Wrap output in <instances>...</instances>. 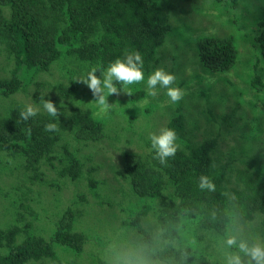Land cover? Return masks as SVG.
Wrapping results in <instances>:
<instances>
[{"label":"trees","instance_id":"obj_1","mask_svg":"<svg viewBox=\"0 0 264 264\" xmlns=\"http://www.w3.org/2000/svg\"><path fill=\"white\" fill-rule=\"evenodd\" d=\"M169 1L0 0V51L12 63L11 74L0 76V99L24 90L35 74L55 65H74L65 68L66 74L80 69L87 74L93 67L106 71L133 51L141 53L147 79L165 60L159 52L174 26L166 14ZM207 3L218 10L217 17L227 15L228 4L243 5L245 17L239 23L253 20V28L242 33L253 56L250 50L249 55L240 52L229 34L201 31L192 39L205 77H214L206 84L216 85L201 86L197 73L185 79L195 88L188 94L203 101L194 114L205 127L199 129L198 118H191L182 101L175 103L165 128L176 131L177 151L166 164L155 158L147 137L136 144L127 140L126 145L111 137L105 141L112 110L95 112L97 104L89 102L92 93L72 77L67 83L57 82L60 93L49 98L61 111L58 121L45 110L24 121L19 114L25 106L3 107L0 175L22 171L27 183L22 188L30 196L23 191L22 198L13 197L14 209L2 216L8 222L0 225V264H227L232 254L248 264L250 257L226 241L234 237L237 244L264 247V122L258 114L251 123L236 118L242 105L254 107L255 99L262 104L258 111H264V0ZM219 84L237 93L221 122L211 111V105L226 101L216 91ZM141 86V94L129 98L131 108L139 107L138 101L147 95ZM156 98L154 107L160 97ZM126 113L121 117L130 126L137 117ZM48 123H57L59 131H46ZM224 123L239 131L238 136L226 137ZM82 147L87 150L81 155L84 159L78 156ZM109 148L120 152L113 182L104 179L108 170L96 172L100 162L95 165L96 151L103 156ZM202 174L211 178L214 190L199 187ZM105 183L108 187L103 189ZM1 198L0 207L8 209ZM93 203L118 207L125 216L108 226L110 221L99 218L101 210ZM38 221L46 227V236ZM89 241L101 243L98 253L84 250Z\"/></svg>","mask_w":264,"mask_h":264},{"label":"rangeland","instance_id":"obj_2","mask_svg":"<svg viewBox=\"0 0 264 264\" xmlns=\"http://www.w3.org/2000/svg\"><path fill=\"white\" fill-rule=\"evenodd\" d=\"M169 4L171 5V9H168L169 12H167L166 14L171 23L174 24V26H172L170 32L166 34L165 41L161 46V52L159 53H163V55L165 56V60L157 68L162 67L167 72L172 73L177 77V85L185 91V96L181 101L184 107L187 108V111H191V118H198V123L200 124L199 129H202L203 127H205L204 121L201 117L195 115L194 111L197 109L198 105L202 104L203 101L196 94H188L189 92H194L195 88H189L188 83L185 81V79L188 80V78L193 77L197 73V75L201 76V86H215L216 84L215 82L206 84L208 81H213L214 77L211 78V80L209 75L205 77L203 73L204 70L198 63L196 51L194 45L192 44V39L197 36L201 31L206 32V34H214L218 36L229 34L236 39L238 50L240 52H245L246 54H248V51L250 50V48L252 50V47L250 43L248 45L245 39L242 38V33L244 32V34L246 35V31H249L253 28L251 26L253 20L251 22L247 20L246 25L240 26L239 18L245 17L242 4L239 8L235 4H228L227 15H220L218 17V10L211 6L210 3L208 4L207 0H170ZM224 6H226V4ZM229 19H232V21ZM233 20H235L238 24ZM251 50L250 56H253ZM171 55H173L174 59H171ZM68 66L71 68V66L74 65L70 66L66 63H62L61 65L53 66L50 71H40L35 74L34 80L25 85L24 90H19L13 93L12 95H10L11 97H9V99H0V112L3 111V107L25 106L29 103H34L35 106L39 108V111L44 110L42 104L39 103V100L40 98L49 99L53 96L58 97L57 93H60V91L57 88V82L67 83L70 77H72V79L76 81L77 79L84 78L86 76V72L84 69H80V72L79 70H77L72 73L66 74L65 68ZM11 68L12 63L8 61L6 59L5 54L0 51V76H9L11 74ZM73 68H76V66L72 67V69ZM157 68H154L153 71ZM231 80L235 81L236 86L242 85V83L239 81V78H237V76L235 75L231 76ZM82 86L86 89L87 92L91 93V90L87 87V85L82 84ZM140 86L141 85L133 84L130 86L128 85L122 87L121 89L125 92L131 91V93L141 94L140 90H138ZM218 86L219 87L216 91L219 92L223 97H225L226 101L224 103H220L217 106L211 105V111L214 113L215 118H217V122H221V114L224 113L223 111H229L230 106H233L237 93L236 91H232L233 88L229 86H225L223 84H219ZM141 89H144L147 93V82L142 83ZM123 91H120L119 95H112V97L109 98L107 97L108 103L113 104L114 107L112 108V120L107 123V128L104 134L105 141L108 140L109 137H111L115 140V143L118 144L121 143L126 145L127 140H130L132 143L134 142L136 144L139 143V141L144 142V138L140 139V137H147L148 139H150V136L152 134L158 135L161 129L165 128L170 113L174 111L176 107V105L173 104L170 101L169 97L166 95V89L158 90L159 95L157 97H160V99L158 100V104L156 107H154L153 105L155 104L153 100L157 98L150 97L147 94L141 100L138 101L139 107L134 106L133 108H131L133 106V103L130 102V95ZM250 98L251 96L247 98L245 102L249 101ZM93 99H90L89 102L95 105L96 103L93 101ZM112 99L116 100L117 102L113 101ZM253 105L254 107L248 104L242 105L240 112L236 114V118H238V121L239 118L240 121L242 118V120L246 119L248 120V123H251V120H253L254 116L258 114V116L264 122V111H258L259 109H262L261 102L255 99L253 101ZM55 106L59 109L56 104ZM118 108H120L119 112L118 110H116ZM128 108L135 110L131 113ZM146 109L152 110L150 112L143 111ZM66 110H68L67 107ZM126 110L133 117H137L136 119L131 120L132 123L130 126L128 125V120L123 119L127 115ZM95 112H100L99 106L98 108H96ZM206 124L211 123L207 122ZM211 125L215 126L213 124ZM226 132L228 133H224L226 137H236L238 136L239 131L226 126ZM139 149H141V147ZM84 151H87L84 147L80 148V151L78 153L80 159H84V157L81 156ZM96 156L97 157H95V165L100 162V167L96 170V172L98 171L100 173H104L106 170H108L104 179L107 182H113L114 174L112 170L114 168V163L120 158L119 150L115 148L106 149V151L103 153V156L101 155V152L97 150ZM49 169L51 171V168ZM52 171L50 173L55 172ZM47 177L51 178L52 174H50V176L47 175ZM24 184L27 183L22 176V171H6L4 177L0 175V197H2L1 201L4 202L6 206L8 203V209H6V207H0L1 226H4V220L8 222V220L3 219L2 216H9L8 212L14 209V206L10 204V201L12 202V198H22V195L20 194L23 191V193H26L25 189L22 188ZM103 186V189L108 187L106 183ZM49 188L51 189L53 187L49 186ZM26 195L30 196L28 193H26ZM66 195L67 194L64 191L63 197H65ZM63 197H55L51 195V199L59 200L63 199ZM102 205L103 207H101ZM93 206L98 207L97 209L99 210V212L101 210L99 218L102 217V220L106 219L107 222L110 221L108 226L117 224L118 220H121V218L125 216V213L119 210L118 207H114L111 209L107 205H105V203H93ZM37 223H39L37 226L41 227L42 229L41 234L46 236L47 230L44 224H42L40 221H38ZM99 229L102 230L101 228ZM89 238L92 239V236L89 235ZM99 246H101V243H98V245L96 246L95 241H89L86 244L84 250H92L98 253Z\"/></svg>","mask_w":264,"mask_h":264},{"label":"clouds","instance_id":"obj_3","mask_svg":"<svg viewBox=\"0 0 264 264\" xmlns=\"http://www.w3.org/2000/svg\"><path fill=\"white\" fill-rule=\"evenodd\" d=\"M99 71L100 76H97ZM102 77V78H101ZM145 80L143 72V57L139 51L127 53L123 59L117 58L111 63L106 71H101L98 67L91 68L84 78H79L76 81L87 85L94 97V102L99 106L100 112L107 114L112 110L113 104H109L107 97L109 95H119L121 88L116 85L122 84L124 86L139 84ZM159 89H166V95L170 101L175 104L180 102L185 96V91L177 85V77L167 72L164 68H157L147 78V94L150 97H157ZM125 92V91H123ZM132 95L131 91L125 92ZM39 103L42 104L43 109L58 121L61 115L60 110L55 104L49 100L40 98ZM39 112V108L34 103L26 104L24 109L20 112V118L24 121L35 117ZM45 130L49 132L59 131L57 123H48L45 125ZM30 131V130H29ZM177 133L174 129L163 128L160 133L152 134L150 136L151 147L155 151L156 157L161 164H166L169 157H173L177 151ZM199 187L214 190V184L211 178L207 175H200ZM228 247L236 246L240 252L250 257L248 264H264V247L255 245L249 247L244 241L237 244L236 239L229 238L227 241ZM227 264H241V257L237 254H232L227 260Z\"/></svg>","mask_w":264,"mask_h":264}]
</instances>
